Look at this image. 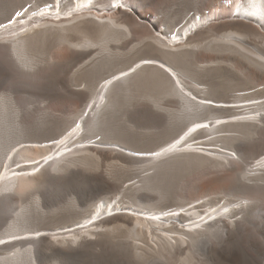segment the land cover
<instances>
[{
  "label": "bare ground",
  "instance_id": "bare-ground-1",
  "mask_svg": "<svg viewBox=\"0 0 264 264\" xmlns=\"http://www.w3.org/2000/svg\"><path fill=\"white\" fill-rule=\"evenodd\" d=\"M2 21L0 264H264V0Z\"/></svg>",
  "mask_w": 264,
  "mask_h": 264
},
{
  "label": "rangeland",
  "instance_id": "rangeland-1",
  "mask_svg": "<svg viewBox=\"0 0 264 264\" xmlns=\"http://www.w3.org/2000/svg\"><path fill=\"white\" fill-rule=\"evenodd\" d=\"M31 6V5H30ZM27 7H29V6H26L25 8H27ZM18 10V9H17ZM3 23V21L2 22H0V24H2ZM103 81H101L99 84H98V86H100V84L102 83ZM97 86V87H98ZM2 90H3V78L0 76V95H1V93H2ZM214 116H218V115H214V114H212L210 117H214ZM220 116H222V115H220ZM199 118H201V117H199ZM176 138V136H174L171 140H169L168 142H166L165 144H164V146L167 144V143H169L170 141H172V140H174ZM163 146V147H164ZM12 147H13V145H11L10 147H9V149H7V151H5V156L8 154V152L12 149ZM162 147V148H163ZM161 148V149H162ZM5 179V178H4ZM1 182V181H0ZM109 194V196L107 195V194H104L103 196H108V197H111V196H113L114 195V193L112 194H110V193H108ZM90 203H93L92 201L90 202ZM63 205V204H62ZM209 206V205H208ZM56 207H57V205H56ZM151 211H156V210H151ZM56 227H58V226H56ZM4 228H6V226H3V230H4ZM55 228V227H54Z\"/></svg>",
  "mask_w": 264,
  "mask_h": 264
}]
</instances>
